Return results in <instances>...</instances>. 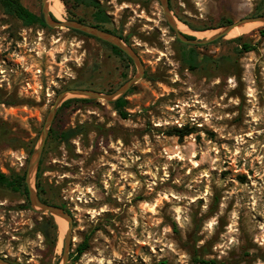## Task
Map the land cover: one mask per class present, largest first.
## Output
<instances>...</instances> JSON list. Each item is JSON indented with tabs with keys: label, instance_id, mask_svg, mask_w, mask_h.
<instances>
[{
	"label": "rangeland",
	"instance_id": "374dc122",
	"mask_svg": "<svg viewBox=\"0 0 264 264\" xmlns=\"http://www.w3.org/2000/svg\"><path fill=\"white\" fill-rule=\"evenodd\" d=\"M42 1L22 0L38 14ZM61 1V16L50 7L57 18L92 21L93 7ZM99 1L111 17L107 27L128 39L145 73L124 94L128 118L106 99L63 105L71 97L50 126L38 170L44 197L74 216L68 264H193L196 255L264 264V23L241 34L255 49L240 53L231 40L241 35L202 45L181 41L159 0ZM169 4L189 34H213L227 19L264 9L262 0ZM209 26L217 27L202 29ZM78 31L23 26L0 7L3 172L27 170L61 92L89 86L112 93L137 74L134 62ZM192 48L196 68L184 60ZM77 126L80 134L58 139ZM186 127L193 132L170 134ZM34 185L39 194L37 177ZM29 203L0 185V256L61 264L66 232ZM51 216L58 228L49 237L40 226ZM84 240L88 249L73 259Z\"/></svg>",
	"mask_w": 264,
	"mask_h": 264
},
{
	"label": "water",
	"instance_id": "95a60500",
	"mask_svg": "<svg viewBox=\"0 0 264 264\" xmlns=\"http://www.w3.org/2000/svg\"><path fill=\"white\" fill-rule=\"evenodd\" d=\"M159 1L163 8L164 15L170 27L175 31L177 38L183 42L190 44H195V45L208 44L221 37L227 36L236 26H240L248 22L256 21L258 23H264V15L245 17L216 29V31L213 34L204 37H199L195 34H189L178 27L177 24L178 19L173 14L170 8L169 0H159ZM51 12L52 11L50 10L49 0H43L41 13L43 14L44 20L49 27L77 29L89 35H93L101 40L107 41L122 49L133 60V62L137 66V74L134 77L130 78L127 82H125L115 92L102 93L100 91L89 88H71L61 92L60 95L57 97L45 121L44 128L42 130L41 140L38 146L35 148L31 160L29 162V166L26 170V183L29 191V199L32 206L36 209L43 211L44 213H50L53 216H60L66 219L69 223L64 238V249H63V256L61 261V264H68L70 261V253L74 242V237H73L74 216L72 213H70L61 206L42 201L34 185V179L37 176L38 167L50 131V126L52 125V122L55 118V115L61 103L66 99L74 97V98L106 99L107 101H115L119 97L126 94L133 85H135L140 79L143 78L145 70L141 58L137 55L134 49L125 42V40L121 36L111 33L95 25L87 24L78 20H72V19L62 20L57 18L55 15L54 16L56 18H53ZM186 34L195 36V38H189L186 36ZM0 264H15V263L7 260L5 257L0 256Z\"/></svg>",
	"mask_w": 264,
	"mask_h": 264
},
{
	"label": "trees",
	"instance_id": "16d2710c",
	"mask_svg": "<svg viewBox=\"0 0 264 264\" xmlns=\"http://www.w3.org/2000/svg\"><path fill=\"white\" fill-rule=\"evenodd\" d=\"M77 1H78V3L85 4V5L93 7L95 9L94 12L92 13V21H87L84 18H77L78 21H81V22H84L87 24H91V25H95V26L100 27L104 30H107L111 33L118 34L119 36L124 38L126 41H128V39L126 37H123L122 33H118L116 30L107 27V23H109L111 21V17H110V14L107 12V10L104 8V6L102 5V3L99 0H77ZM262 1L264 4V0H262ZM64 2L67 4L66 0H64ZM0 7L4 11L5 14H7L13 18H16L18 21H20L22 23L23 26L31 27L34 25H40L42 27H47V24L44 20L43 14L42 13L38 14V13L32 11L29 7H27L22 2V0H0ZM51 15L53 18H56L52 12H51ZM257 15H264V9H262ZM231 22H232V20L227 19L221 25H223L225 23H231ZM217 26H220V25H217ZM217 26H209V27H205L202 29L206 30V29H211V28L217 27ZM78 32L85 34V33L80 32V31H78ZM86 35H88V34H86ZM186 36L189 38H195V36L188 35V34H186ZM99 40L102 41L104 44L110 46L112 48V50L114 52H116L117 54L122 55V56L126 57V59L128 61L133 62L132 59L119 47H117V46H115V45H113L107 41H104L101 39H99ZM217 41L218 40H216L214 42H217ZM231 41L237 42L238 45H237L236 50L240 53L251 51V50L255 49V46L250 42H246L244 40V36H242V35L233 38ZM184 60L187 61L192 68L197 67L198 54L196 53L194 48H192L188 52L184 53ZM75 86L80 87L81 85H75ZM85 87L89 88V89L91 88L89 86H85ZM73 101H92V100L91 99H84V98H72V99H69L68 101H66L63 105H67ZM127 103H128V100L126 99L125 95L119 97L118 99H116L113 102L115 109L118 111V113L123 118L129 117V112L126 110ZM82 130H83L82 126H77L75 128H70L68 130H63V131L59 132L57 137L61 142L62 141L68 142L72 137L80 134L82 132ZM192 132H193V130L188 128V127L183 128V129L174 128L173 130L170 131V134L177 135L179 137H184V136H186ZM41 175H42V170H41V168H39L36 177H37V186L40 189L39 190V196L41 197L42 201L50 203V204L61 206V207L65 208L67 211H69L65 205L54 203V202L50 201L47 197H44L43 188H42V184H41ZM0 185L2 187H5V188L13 191V192H19L22 195H24L25 199L28 201L27 205L30 207L29 191H28V187H27V183H26V170L22 171V172L11 171V173H9V174L0 170ZM57 228L58 227H57V224H56L53 216H51L50 219L45 220L42 223V226H40V229L49 237H51V231H52V234H56ZM55 239L56 238H54V236H53L52 241H55ZM88 247H89L88 241L84 240L77 247L75 255L72 256L73 259L78 260L80 258V256L88 249ZM156 264H167V261L161 260V261L157 262ZM193 264H226V263L222 262V261H218L216 259H208V258H204L202 256L196 255L193 258Z\"/></svg>",
	"mask_w": 264,
	"mask_h": 264
},
{
	"label": "bare ground",
	"instance_id": "6f19581e",
	"mask_svg": "<svg viewBox=\"0 0 264 264\" xmlns=\"http://www.w3.org/2000/svg\"><path fill=\"white\" fill-rule=\"evenodd\" d=\"M50 1H51V6L50 7H51L52 11H54V14H56L58 16H61L62 12H63V2L61 0H49V4H50ZM257 23L258 22L253 21V22L245 23V24L240 25V26H236L229 33V35L237 36V35H241V34L247 33L249 31H251L257 25ZM177 24H178V27L180 29L184 30L186 28V25L184 23H182L181 21H179V20H177ZM196 33L197 34H195V35H197L199 37H204V36L210 35V32H208V31H197ZM55 219H56V221L58 223V226H59V229L61 231V234L62 233L64 234L66 232V229L69 226L68 221L66 219L60 217V216H55ZM61 239H60V241H61Z\"/></svg>",
	"mask_w": 264,
	"mask_h": 264
}]
</instances>
